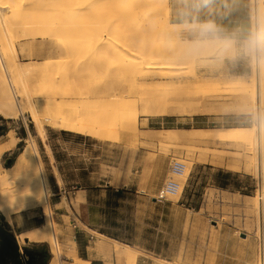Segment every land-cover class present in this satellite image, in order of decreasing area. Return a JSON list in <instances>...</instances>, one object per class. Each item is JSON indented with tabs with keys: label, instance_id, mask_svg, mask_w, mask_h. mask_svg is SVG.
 I'll return each instance as SVG.
<instances>
[{
	"label": "rangeland",
	"instance_id": "374dc122",
	"mask_svg": "<svg viewBox=\"0 0 264 264\" xmlns=\"http://www.w3.org/2000/svg\"><path fill=\"white\" fill-rule=\"evenodd\" d=\"M252 4L251 0H170L169 19L183 24L182 39H193L191 26L205 23L201 21L238 18L239 22H214L234 40L235 51L224 58L216 55L200 58L207 61L203 64L198 60L195 64L199 74L222 79L255 76L252 67L260 56L253 58L243 50V42L253 33L250 25ZM244 13H247L246 18H242ZM261 30L264 25L254 32ZM19 42L17 47L26 40ZM260 73L264 75V69ZM122 84L139 95L150 92L149 87L139 82L124 81ZM226 101L227 105L240 106L236 96ZM69 103L72 106L77 101ZM220 105L213 103V106ZM40 114L45 140L39 137L29 112L11 117L0 114V142L9 132L17 143L0 154V170L4 172L11 166L27 142L35 141L49 181L50 210L61 229L58 240L64 249L75 248L73 258L66 259L64 264H121L113 248L109 250L105 246L103 249L100 245V242L111 245L112 237L107 233L122 238L120 242L134 248L137 264L264 263V237L261 238L264 220L259 218L262 216L257 205L260 178L264 174L258 175L254 164L257 139L253 142L158 140L165 127L215 130L257 124L258 119L251 113L194 114L200 115L196 117L201 122L185 119L162 124L155 121L168 116L175 120L184 115H138L123 130H117L119 133L113 140L63 130L57 122L47 124L44 116L50 111L43 110ZM146 134L152 137H144ZM49 147L54 151L55 161L47 157ZM174 160L186 166L183 175L173 176L180 183L179 191L156 202L153 199L171 176L170 165ZM237 160H240V167L235 169L233 165ZM58 171L64 174L65 180L54 182L52 173L57 176ZM108 189L123 190L124 194L118 198L108 193ZM187 190L194 194L191 199L186 198ZM262 190L264 193V187ZM43 217L40 207L15 212L10 220L0 213V235L17 243L20 252L26 249L43 253L44 259L39 264H49L52 255L47 243L27 240L23 245L19 243L20 234L42 224ZM260 226L263 235H260ZM101 231L107 232L104 233L107 238L98 235ZM22 258L30 261L25 252Z\"/></svg>",
	"mask_w": 264,
	"mask_h": 264
},
{
	"label": "bare ground",
	"instance_id": "6f19581e",
	"mask_svg": "<svg viewBox=\"0 0 264 264\" xmlns=\"http://www.w3.org/2000/svg\"><path fill=\"white\" fill-rule=\"evenodd\" d=\"M251 2L254 32L264 25V0ZM169 9L170 0H0V114L29 112L42 140L43 110L50 111L44 116L49 125L57 122L63 130L113 140L117 130L138 115L251 113L257 124L215 130L165 127L158 140L257 139L254 164L257 174H264V75L260 73L264 56L254 62L252 78L205 77L195 64L211 55L191 52L192 39L181 38L183 24L169 19ZM21 39L26 42L17 47ZM234 51L233 44L225 56ZM124 81L142 83L150 92L136 94L123 86ZM231 96L240 106L227 105ZM71 100L77 103L69 106ZM214 102L221 105L213 106ZM5 136L0 154L17 144L11 133ZM34 142H27L11 166L0 170V213L10 220L15 212L40 207L42 224L23 231L19 243L45 242L52 255L49 264H64L73 258L75 248L64 249L58 240L61 229L50 210L49 181ZM47 156L53 157L50 149ZM239 161L233 168L240 167ZM263 187L261 176L257 205L262 216L258 217L264 220ZM111 246L119 263L137 264L130 245L111 238Z\"/></svg>",
	"mask_w": 264,
	"mask_h": 264
},
{
	"label": "clouds",
	"instance_id": "9594fccd",
	"mask_svg": "<svg viewBox=\"0 0 264 264\" xmlns=\"http://www.w3.org/2000/svg\"><path fill=\"white\" fill-rule=\"evenodd\" d=\"M191 28L194 37L190 43V50L194 55L223 57L234 44V40L212 21L194 24ZM243 50L253 58L264 56V30L250 34L243 42Z\"/></svg>",
	"mask_w": 264,
	"mask_h": 264
},
{
	"label": "crops",
	"instance_id": "0c3cea01",
	"mask_svg": "<svg viewBox=\"0 0 264 264\" xmlns=\"http://www.w3.org/2000/svg\"><path fill=\"white\" fill-rule=\"evenodd\" d=\"M208 21H212V22H216V23H231V22H239L238 20H236V19H232V20H224V21H217V20H208ZM201 22H207V21H201ZM196 116H200V115H190V116H188V115H184V116H178V117H175V120H173L172 118H170L169 116L168 117H160V120H158V121H155V122H158V123H178V122H183V120H185V119H187V120H190L191 122H201V120H198V117H196ZM195 117L197 118V119H195ZM148 122H151V119H148ZM49 149H50V151L52 152V155H53V157H52V159L55 161V154H54V151L52 150V148L51 147H49ZM48 157V156H47ZM48 159L50 160V158L48 157ZM52 176H53V181L54 182H58L59 180L60 181H64L65 180V178H64V174H62V173H60L59 171H58V175L56 176L55 175V173H52ZM58 177H59V179H58ZM117 190V189H116ZM136 191V190H135ZM85 192H88L87 191V189H85ZM140 193H144V191H140ZM82 194V193H81ZM194 196V194L191 192V190H187V194H186V198H192ZM150 198H152V197H150ZM154 200V199H153ZM156 202H158V201H156ZM29 229V228H28ZM100 233H102V234H104V233H107V232H104V231H101ZM108 235H109V237H112L113 239H116V240H118V241H120V239L122 240V238H119L118 236H116V235H113V234H109V233H107ZM104 235H106V234H104ZM100 245H101V247L104 249V247L106 246V247H108V249L110 250V249H112V247H111V245H108V244H104L103 242H100Z\"/></svg>",
	"mask_w": 264,
	"mask_h": 264
},
{
	"label": "built area",
	"instance_id": "2783aa9c",
	"mask_svg": "<svg viewBox=\"0 0 264 264\" xmlns=\"http://www.w3.org/2000/svg\"><path fill=\"white\" fill-rule=\"evenodd\" d=\"M185 164L180 160H174L170 165L171 176L166 179L158 192L154 197L155 201H162L169 195H175L179 191L180 183L173 178V176H181L185 172Z\"/></svg>",
	"mask_w": 264,
	"mask_h": 264
},
{
	"label": "flooded vegetation",
	"instance_id": "af4514ba",
	"mask_svg": "<svg viewBox=\"0 0 264 264\" xmlns=\"http://www.w3.org/2000/svg\"><path fill=\"white\" fill-rule=\"evenodd\" d=\"M13 246H14V243L10 239L5 238L4 236L0 235V257L1 258L3 259L8 258L13 252ZM30 253H31V257H30V261L28 262L29 264H39L43 261L44 259L43 253L36 251V250H30Z\"/></svg>",
	"mask_w": 264,
	"mask_h": 264
},
{
	"label": "water",
	"instance_id": "95a60500",
	"mask_svg": "<svg viewBox=\"0 0 264 264\" xmlns=\"http://www.w3.org/2000/svg\"><path fill=\"white\" fill-rule=\"evenodd\" d=\"M22 252H25L27 256L31 257V253L29 250L22 249ZM22 252H20L19 245L15 243L13 246V252L8 258L3 259L0 257V264H29L28 259L22 258Z\"/></svg>",
	"mask_w": 264,
	"mask_h": 264
},
{
	"label": "trees",
	"instance_id": "16d2710c",
	"mask_svg": "<svg viewBox=\"0 0 264 264\" xmlns=\"http://www.w3.org/2000/svg\"><path fill=\"white\" fill-rule=\"evenodd\" d=\"M246 4H244V6H245ZM244 12H247V7H244ZM246 16H247V13H244V15H243V17L242 18H246ZM234 19H238V18H234ZM65 132V131H64ZM108 193H110V194H113V195H115L116 197H122L123 196V194H124V191L123 190H119V189H108Z\"/></svg>",
	"mask_w": 264,
	"mask_h": 264
}]
</instances>
